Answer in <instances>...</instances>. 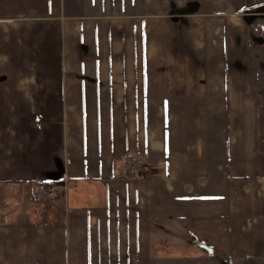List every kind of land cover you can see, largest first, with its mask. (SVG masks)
<instances>
[{"label":"crops","instance_id":"obj_1","mask_svg":"<svg viewBox=\"0 0 264 264\" xmlns=\"http://www.w3.org/2000/svg\"><path fill=\"white\" fill-rule=\"evenodd\" d=\"M145 1L0 0V264H264V0Z\"/></svg>","mask_w":264,"mask_h":264},{"label":"rangeland","instance_id":"obj_2","mask_svg":"<svg viewBox=\"0 0 264 264\" xmlns=\"http://www.w3.org/2000/svg\"><path fill=\"white\" fill-rule=\"evenodd\" d=\"M138 1V0H137ZM158 6L154 7H141L139 11L141 13L145 12L146 9L153 11L154 13L161 14L168 12L170 14H183V13H196L198 11V0H153ZM141 2H146L141 0ZM250 12L249 14L253 13ZM260 14V13H257ZM264 14V13H262ZM246 17V16H245ZM260 22H254V31L248 38V57H249V67H248V81L251 86V90L254 95L253 110L258 118L255 119V127L258 128V133L255 134V144H257L260 149L258 156L264 158V41L261 37L262 28L260 27ZM257 27H260L257 29ZM251 31V29H250ZM254 35V37H253ZM262 38V39H261ZM35 191V190H34ZM33 191V192H34ZM58 196V195H57ZM51 199V198H50ZM220 264H252L250 262H235L228 261L225 262L223 258L217 257ZM229 259V257H227Z\"/></svg>","mask_w":264,"mask_h":264},{"label":"built area","instance_id":"obj_3","mask_svg":"<svg viewBox=\"0 0 264 264\" xmlns=\"http://www.w3.org/2000/svg\"><path fill=\"white\" fill-rule=\"evenodd\" d=\"M144 167L135 159H130L125 162V166L121 170V174L125 178H139L141 176V171ZM64 187V184L54 181L42 182L38 185V188L32 194V198L36 202H42L44 200L54 198L60 194L61 189Z\"/></svg>","mask_w":264,"mask_h":264},{"label":"water","instance_id":"obj_4","mask_svg":"<svg viewBox=\"0 0 264 264\" xmlns=\"http://www.w3.org/2000/svg\"><path fill=\"white\" fill-rule=\"evenodd\" d=\"M253 12H254L255 14H256V13H264V7H258V8H256ZM255 14H253V13L248 14V15H246L245 19H247V20H248V19L251 20L252 18H254ZM191 242H192L193 244L198 245L199 247L203 248L207 253H210V252H211V247L205 245L203 242L196 241L195 239H193Z\"/></svg>","mask_w":264,"mask_h":264}]
</instances>
